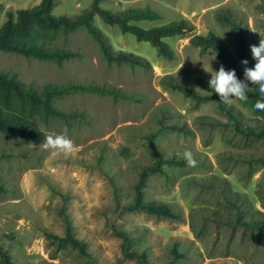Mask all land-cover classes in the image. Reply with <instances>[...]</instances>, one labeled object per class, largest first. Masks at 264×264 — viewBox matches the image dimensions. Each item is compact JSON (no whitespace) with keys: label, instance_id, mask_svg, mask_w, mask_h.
Returning a JSON list of instances; mask_svg holds the SVG:
<instances>
[{"label":"rangeland","instance_id":"1","mask_svg":"<svg viewBox=\"0 0 264 264\" xmlns=\"http://www.w3.org/2000/svg\"><path fill=\"white\" fill-rule=\"evenodd\" d=\"M38 1L0 0V24L6 10ZM90 2L54 0L50 12L73 16ZM263 2L102 0L112 11L148 7L159 14L135 21L141 27L178 19L191 24L189 31L163 37L175 54L168 59L151 41L94 15L111 48L144 57L146 67L107 62L83 27L55 40L77 53L60 63L0 50V70L33 89L91 84L120 93L73 90L55 97L53 104L67 116H34L42 135L32 140L0 132V249L14 264H139L131 251L144 252L145 264H264V238L238 220L239 214L259 219L257 211L264 212V138L237 131L234 119L214 102L196 103L163 78L171 75L196 91H209L188 71L211 75L204 68L218 71L224 64L212 49L191 43L194 34L213 33L243 72L242 49L256 63L250 47L264 37ZM233 110L242 127H264V115L238 100ZM65 130L76 150L53 157L41 143ZM151 135L164 157L180 160L190 150L197 161L192 168L163 164L162 173L145 179L142 198L169 205L176 218L126 207L141 169L154 161ZM67 224L86 252L65 238Z\"/></svg>","mask_w":264,"mask_h":264},{"label":"trees","instance_id":"2","mask_svg":"<svg viewBox=\"0 0 264 264\" xmlns=\"http://www.w3.org/2000/svg\"><path fill=\"white\" fill-rule=\"evenodd\" d=\"M53 1L39 0L38 3L28 8H18L15 11L6 10L5 18L0 24V50L15 52L38 60L60 63L65 59L72 58L77 53L64 43L57 44L55 40L59 35L67 36L78 27H83L97 43L103 58L107 62L146 67L149 63L144 57L132 52L113 50L107 42L104 33L93 23L94 15H98L107 24L116 25L122 33L133 34L137 40L151 41L156 46L157 53L168 59L174 58L175 54L163 40V37L182 34L192 28L191 24L185 19L172 20L147 28L141 27L135 21L156 19L159 14L148 7H128L123 10L112 11L101 6L102 0H91L87 7L73 16L56 15L50 12ZM1 6L0 3V8ZM262 6L264 7V2ZM224 18L228 23L235 24L227 16H224ZM190 41L194 45H200L201 50L212 49L216 57L224 64L225 69L235 70L237 78L244 81V72L240 69L239 62L233 57L227 45L215 37L213 33L209 32L206 35L194 34ZM242 60L248 61L246 67L251 68L255 65V62L251 60L244 49H242ZM243 67L245 66L243 65ZM188 74L198 84L207 87L209 91L204 93L196 91L171 75H165L163 78L167 84L177 88L185 96L192 97L196 103L214 102L223 115L229 119H234V127L237 131L264 138V127L255 129L242 127L234 115L233 105L231 107L226 106L220 101L219 95L212 92L208 83L211 75L197 69L188 71ZM247 83L250 87L247 92L248 98L246 101H238L250 108L254 115H264V111H257L254 107L258 100L264 99L258 91V85ZM73 90L93 91L100 94H110L114 97L120 96L118 89L91 84H68L63 86L45 83L40 90H36L18 80L14 73L6 74L0 70V132L3 134L15 133L29 140L41 136L42 131L38 127L34 116H38L43 121L52 115L66 117L67 113L58 109L53 104V99ZM171 128L176 127L171 126ZM149 144L154 152V161L141 169L139 179L134 185L133 200L126 204V207L130 210H143L158 216L176 218L178 216L177 213L169 205L162 202L144 200L142 198V188L149 174L163 172V164L185 165L187 163L184 159L178 160L164 157L153 143L152 135L149 137ZM232 204L241 212L236 202L233 201ZM257 212L262 218L251 217V219H246L239 214L238 220L241 224L257 230L258 234L264 238V212ZM121 235L124 242L129 241L125 233H121ZM65 238L70 240L72 245L78 247L81 252H86L85 243L71 234L69 224L66 225ZM130 254L136 256L139 264L146 263L144 252L131 251ZM0 264H14L9 253L3 249H0Z\"/></svg>","mask_w":264,"mask_h":264},{"label":"clouds","instance_id":"3","mask_svg":"<svg viewBox=\"0 0 264 264\" xmlns=\"http://www.w3.org/2000/svg\"><path fill=\"white\" fill-rule=\"evenodd\" d=\"M250 50L256 63L254 67L249 68L246 67L248 64L247 60L241 61V64L245 66L244 81L237 78L235 70H226L222 64L218 71H208L204 68L206 72L211 73V78L208 82L209 88L212 92L218 94L220 101L228 107H231L237 100H247V92L250 89L247 82L252 85H258V91L261 97L264 98V37L261 36L258 46L252 45ZM254 107L257 111H264V99L258 100ZM41 146L45 151H49L53 157L60 155L71 156L76 150V146L67 135L66 130L60 134L46 136ZM182 158L186 161L188 167L197 166V161L190 150H185Z\"/></svg>","mask_w":264,"mask_h":264}]
</instances>
